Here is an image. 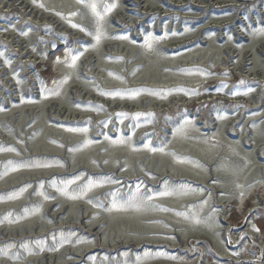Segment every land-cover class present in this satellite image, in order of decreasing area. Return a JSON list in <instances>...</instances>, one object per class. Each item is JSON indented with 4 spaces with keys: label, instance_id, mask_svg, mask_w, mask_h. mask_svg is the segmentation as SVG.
<instances>
[{
    "label": "bare ground",
    "instance_id": "1",
    "mask_svg": "<svg viewBox=\"0 0 264 264\" xmlns=\"http://www.w3.org/2000/svg\"><path fill=\"white\" fill-rule=\"evenodd\" d=\"M263 25L264 0H0V264H264Z\"/></svg>",
    "mask_w": 264,
    "mask_h": 264
},
{
    "label": "rangeland",
    "instance_id": "2",
    "mask_svg": "<svg viewBox=\"0 0 264 264\" xmlns=\"http://www.w3.org/2000/svg\"><path fill=\"white\" fill-rule=\"evenodd\" d=\"M18 10H20V9H17V10H15V11H13L16 15V17H14V15L13 14H9L8 16H9V19L11 20V24H10V26L8 25V30H10L11 28H14V24H13V22H15L16 20H19V18H21L20 19V23H22L23 22V19H24V17H23V14H21ZM13 18H16L15 20H13ZM7 25V24H6ZM264 26V25H263ZM17 27V26H16ZM26 28H29V26H25ZM190 29H192L191 27H190ZM27 31V34H29L30 32H32L33 30H30V29H27L26 30ZM51 31H53V29H51ZM38 32H40V31H38ZM33 36H35L36 37V35L34 34ZM35 41H37V40H35ZM53 41H55V39L53 40ZM35 43V42H34ZM218 43H219V41H218ZM71 46H72V44H71ZM10 48H11V46H10ZM31 48H33V50L34 51H36V54L38 55V56H40L41 55V53H40V51L41 50H38V45H37V43L36 44H31ZM63 49H60L59 50V53L62 51ZM7 53V52H6ZM35 53V52H34ZM55 56V55H54ZM61 56H62V54H61ZM53 59V55L51 56L50 55V59ZM45 59H47V56L45 57ZM45 64H47V62H44ZM45 64H43V63H41L40 64V66L39 67H37L36 68V71L37 72H39V71H42V74L41 75H39L38 76V80L40 81V82H38V81H36V83H38V85H40L41 87L43 86H45V84L46 83H49V81L51 80V78L52 77H54L53 75H54V72L52 71V66H51V64H50V68H49V66H46ZM45 71V72H44ZM48 71V72H47ZM21 72H22V70H21ZM35 72V71H34ZM36 73V72H35ZM45 73V74H44ZM21 74V73H20ZM22 75V74H21ZM64 77H62V79H63ZM240 81V78H237V79H235V81H232L233 83H236V82H239ZM13 82H15V83H17V85L16 86H18V84H21V85H25L27 82L25 81V79L22 77V78H20L19 79V81L18 80H14ZM1 90H3V89H1ZM0 90V91H1ZM39 97H40V95H39ZM35 99H39V98H37V96H36V98ZM26 101H28V99H26ZM264 102V101H263ZM19 103V102H18ZM31 103V102H30ZM15 104H17V103H15ZM212 107L214 108V110H216V109H218V110H221L223 107L225 108V105H223V103H219L218 105H212ZM221 107V109H219ZM7 109H10L9 107L8 108H6V110L5 111H7ZM183 110V109H182ZM25 111H27V109L25 110ZM181 111V108H179V109H177V110H174V112H180ZM37 112H38V115L40 114V111L39 110H37ZM5 113V112H4ZM6 114V113H5ZM23 115V114H22ZM7 116V115H6ZM22 117V116H21ZM6 119V118H5ZM43 121V120H42ZM262 135H264V128H262L261 129V131H260V134H259V136L261 137ZM159 150V149H158ZM48 157H50V156H48ZM50 159H52V158H47V160H50ZM177 160H179V158H177ZM46 161V160H45ZM47 162V161H46ZM0 168L2 169L3 168V164L2 165H0ZM264 187V186H263ZM159 193H161V191H157L156 192V194H159ZM256 194H257V192L254 194V196H253V198H251V199H249L250 200V202H248V205H247V207H246V209L248 210V208L251 206V204L254 202V198L256 197ZM258 195L261 197V198H263L264 199V188L263 189H261L260 190V192H258ZM232 205V206H231ZM235 203L234 202H232L231 204H229V208H232V215H231V217L229 216L228 217V215H227V218H228V220L226 221V223L227 224H230V226H231V228H236L237 226H239V227H241V226H243L244 225V222L243 221H241L242 220V218L240 217V215H241V213L240 214H238L237 213V209H236V211H235ZM31 209H32V206H30L29 207V211H31ZM245 212H247V211H245ZM261 212H263V214H264V210H261ZM231 214V213H230ZM16 215L17 214H14V216L16 217ZM45 219H48L47 217H44ZM194 222H198L196 219H195V221ZM257 224L260 226V228H261V230H262V234H261V236H263V238H264V217H262V219H259L258 221H257ZM46 239H47V237H46ZM264 240V239H263ZM5 254L9 257V256H11V252H5Z\"/></svg>",
    "mask_w": 264,
    "mask_h": 264
}]
</instances>
